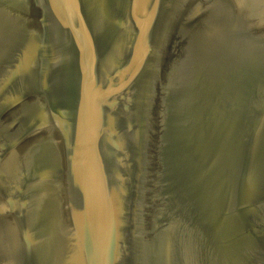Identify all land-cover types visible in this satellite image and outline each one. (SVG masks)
Masks as SVG:
<instances>
[{
    "label": "water",
    "instance_id": "95a60500",
    "mask_svg": "<svg viewBox=\"0 0 264 264\" xmlns=\"http://www.w3.org/2000/svg\"><path fill=\"white\" fill-rule=\"evenodd\" d=\"M0 264H264V0H0Z\"/></svg>",
    "mask_w": 264,
    "mask_h": 264
}]
</instances>
